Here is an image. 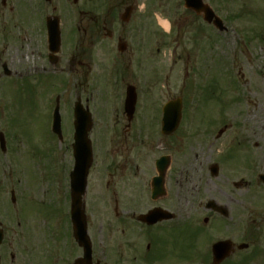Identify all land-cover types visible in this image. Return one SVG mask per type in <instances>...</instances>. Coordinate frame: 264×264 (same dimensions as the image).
<instances>
[{
  "label": "flooded vegetation",
  "instance_id": "1",
  "mask_svg": "<svg viewBox=\"0 0 264 264\" xmlns=\"http://www.w3.org/2000/svg\"><path fill=\"white\" fill-rule=\"evenodd\" d=\"M8 3L2 0L7 10H0L10 17L0 18V194L5 178L12 185L8 209L0 200L1 264H264V124L259 117L247 112L240 121H227L228 111L221 107L217 120L203 122L192 119L184 105L182 121L170 133L163 131L164 106L180 97L179 78L149 74L148 62H162L166 49L175 68L184 3ZM20 12L37 19L27 27L18 22ZM160 18L168 20V28ZM25 58L34 62L27 70L17 63ZM18 83L28 84L36 136L30 131L25 137L9 110L12 100L5 96ZM79 109L90 120L93 151L85 196L92 254L86 261H80L85 248L70 233L69 218L56 223L50 212L41 210L44 218H39L27 208L38 175L18 177L37 156L60 164L73 153ZM191 151L201 158L203 172H176ZM51 173L40 178L49 187L57 177ZM214 179L221 181L215 184L218 194L212 185L204 187ZM21 186L29 193L26 199ZM41 193L47 198L49 189ZM156 209L163 217H142ZM97 212L103 215L98 223Z\"/></svg>",
  "mask_w": 264,
  "mask_h": 264
},
{
  "label": "rangeland",
  "instance_id": "2",
  "mask_svg": "<svg viewBox=\"0 0 264 264\" xmlns=\"http://www.w3.org/2000/svg\"><path fill=\"white\" fill-rule=\"evenodd\" d=\"M29 6L31 0H22ZM209 2L217 11V13L225 20L228 26L227 32H220L212 26H208L202 19L192 13H183L184 6H179V22L182 26L180 32V46L178 50L176 67L173 69V77L178 75L179 94L184 99L189 116L194 115L191 105L195 106V118L199 121L217 120L220 114V106L228 108L226 120L240 121L245 117V114L254 113L259 117V123L264 124V0H205ZM18 0H9L7 6H18ZM21 6V4H20ZM0 10L2 9V0H0ZM26 12H20V23L25 26H31L37 18L25 15ZM0 18L10 19L3 14ZM11 25L10 23H6ZM19 59V58H18ZM162 62L159 64L156 59L149 60L148 73L155 74L157 72L171 73L170 60L168 51L165 49L162 53ZM23 68L26 70L29 65L34 64L30 58L19 60ZM234 76V80L233 79ZM150 78V77H149ZM234 80V81H233ZM232 82V83H231ZM148 83V88L150 87ZM156 88L155 86L151 87ZM158 88V86H157ZM166 88L172 89V81L169 80ZM29 90L27 83H18L15 87L8 89L7 100H12L11 110L16 119L20 122L24 136L30 134L36 136V125L34 124L35 117L30 113ZM228 101V102H227ZM228 104V106H227ZM4 112L7 115L8 106L4 107ZM242 110V111H240ZM239 112L243 114H239ZM32 120V123H31ZM6 122V120H4ZM233 153L236 151L239 154L238 148L233 146ZM21 149L24 148L21 146ZM69 151L68 153H70ZM185 162H181L176 169V172H203L200 162L194 158L192 151ZM6 158L4 167L7 168ZM25 174L18 172V177L28 178V173L32 174V178H36L37 185L34 191V200L28 202L27 208L34 212L36 217H41L43 210L51 215H58L65 218L67 206L65 203L54 202L55 196L62 193L60 182L67 183L69 170L73 168V160L68 155L65 160L55 164L43 160L42 157H35L31 163H28ZM197 164V168H192ZM72 165V166H71ZM46 167V168H45ZM46 172L51 173V186H47L43 181H40L41 175ZM5 175L8 174V172ZM180 180L183 174L180 173ZM5 184L3 191L0 194V200L4 207L8 209L5 201H9V189L12 185L7 178L4 179ZM220 179H214L213 182H208L204 187L212 185L213 194L218 190L215 184L219 185ZM16 184V183H15ZM44 184V185H43ZM22 198H28L29 193L26 192L23 186ZM49 189L47 198L42 190ZM183 190V189H182ZM32 194V192L30 193ZM196 194V193H195ZM188 193L181 192V200ZM212 195V193H211ZM196 196V195H194ZM210 196V194H206ZM10 204V203H9ZM69 207V206H68ZM2 209V208H1ZM4 211L1 210L2 214ZM12 213V211H10ZM104 215H108V210H102ZM11 215V214H10ZM50 216V215H49ZM103 215L97 212L95 217L97 223Z\"/></svg>",
  "mask_w": 264,
  "mask_h": 264
},
{
  "label": "water",
  "instance_id": "3",
  "mask_svg": "<svg viewBox=\"0 0 264 264\" xmlns=\"http://www.w3.org/2000/svg\"><path fill=\"white\" fill-rule=\"evenodd\" d=\"M186 5L188 7L196 9L199 13L204 12L205 19L209 22L214 21L216 25L220 27V29H225L223 26L222 20L215 16L213 10L205 5L202 0H186ZM167 117L168 125H171L172 118L171 115L172 110L171 107L167 108ZM166 121V122H167ZM174 124L178 121V117L173 119ZM88 129L78 126L76 129L75 135V168L71 173V185H72V219L75 225L77 226L78 234L85 233V215L84 208L82 202V196L85 193L86 187V176L87 171L90 165L91 159V150L89 146V140L87 138ZM2 241V233L0 231V244Z\"/></svg>",
  "mask_w": 264,
  "mask_h": 264
},
{
  "label": "bare ground",
  "instance_id": "4",
  "mask_svg": "<svg viewBox=\"0 0 264 264\" xmlns=\"http://www.w3.org/2000/svg\"><path fill=\"white\" fill-rule=\"evenodd\" d=\"M164 25L167 26V22H164Z\"/></svg>",
  "mask_w": 264,
  "mask_h": 264
},
{
  "label": "clouds",
  "instance_id": "5",
  "mask_svg": "<svg viewBox=\"0 0 264 264\" xmlns=\"http://www.w3.org/2000/svg\"><path fill=\"white\" fill-rule=\"evenodd\" d=\"M141 7H143V6H141Z\"/></svg>",
  "mask_w": 264,
  "mask_h": 264
}]
</instances>
